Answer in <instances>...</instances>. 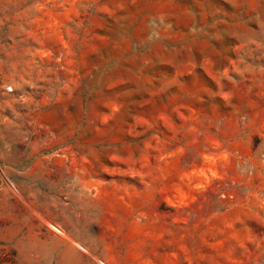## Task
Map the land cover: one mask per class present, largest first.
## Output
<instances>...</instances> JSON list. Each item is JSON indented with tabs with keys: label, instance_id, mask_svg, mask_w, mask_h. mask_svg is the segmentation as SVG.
<instances>
[{
	"label": "rangeland",
	"instance_id": "374dc122",
	"mask_svg": "<svg viewBox=\"0 0 264 264\" xmlns=\"http://www.w3.org/2000/svg\"><path fill=\"white\" fill-rule=\"evenodd\" d=\"M0 264H264V0H0Z\"/></svg>",
	"mask_w": 264,
	"mask_h": 264
},
{
	"label": "bare ground",
	"instance_id": "6f19581e",
	"mask_svg": "<svg viewBox=\"0 0 264 264\" xmlns=\"http://www.w3.org/2000/svg\"><path fill=\"white\" fill-rule=\"evenodd\" d=\"M60 229V228H59Z\"/></svg>",
	"mask_w": 264,
	"mask_h": 264
}]
</instances>
